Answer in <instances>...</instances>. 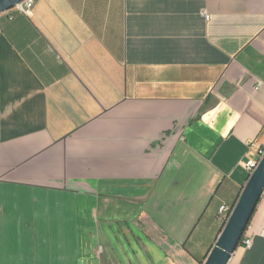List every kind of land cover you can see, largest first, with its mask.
Returning a JSON list of instances; mask_svg holds the SVG:
<instances>
[{
	"label": "crops",
	"instance_id": "crops-1",
	"mask_svg": "<svg viewBox=\"0 0 264 264\" xmlns=\"http://www.w3.org/2000/svg\"><path fill=\"white\" fill-rule=\"evenodd\" d=\"M261 151L264 0L0 15V264L203 263ZM244 238L264 264V196Z\"/></svg>",
	"mask_w": 264,
	"mask_h": 264
},
{
	"label": "water",
	"instance_id": "water-1",
	"mask_svg": "<svg viewBox=\"0 0 264 264\" xmlns=\"http://www.w3.org/2000/svg\"><path fill=\"white\" fill-rule=\"evenodd\" d=\"M25 0H0V15L14 9ZM264 193V154L259 159L256 169L250 174L232 208L225 225L202 264H227L242 240Z\"/></svg>",
	"mask_w": 264,
	"mask_h": 264
},
{
	"label": "built area",
	"instance_id": "built-area-1",
	"mask_svg": "<svg viewBox=\"0 0 264 264\" xmlns=\"http://www.w3.org/2000/svg\"><path fill=\"white\" fill-rule=\"evenodd\" d=\"M34 4H35V0H25L21 4H18L14 9H16L17 11H19V12H21L23 14H27L28 15V14L31 13ZM205 18L207 20H209V16L208 15H205ZM263 154H264V151H261L259 153V155H260L259 159L263 156ZM259 159L256 160V161L249 160L248 162H246L244 164V168L248 172L249 176L256 169ZM263 196H264V193H263L262 197ZM231 211H232L231 207L224 205V206L220 207L219 215L222 218H224V220L226 221L228 216L230 215ZM251 243H252V240L250 238H244V239H242L240 246H242L244 249H248V248H250Z\"/></svg>",
	"mask_w": 264,
	"mask_h": 264
},
{
	"label": "trees",
	"instance_id": "trees-1",
	"mask_svg": "<svg viewBox=\"0 0 264 264\" xmlns=\"http://www.w3.org/2000/svg\"><path fill=\"white\" fill-rule=\"evenodd\" d=\"M240 242H241V241H240ZM200 264H202V262H201Z\"/></svg>",
	"mask_w": 264,
	"mask_h": 264
}]
</instances>
